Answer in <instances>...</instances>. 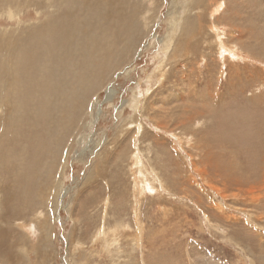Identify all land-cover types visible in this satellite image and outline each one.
<instances>
[{"label": "rangeland", "instance_id": "1", "mask_svg": "<svg viewBox=\"0 0 264 264\" xmlns=\"http://www.w3.org/2000/svg\"><path fill=\"white\" fill-rule=\"evenodd\" d=\"M0 264H264V0H0Z\"/></svg>", "mask_w": 264, "mask_h": 264}, {"label": "bare ground", "instance_id": "2", "mask_svg": "<svg viewBox=\"0 0 264 264\" xmlns=\"http://www.w3.org/2000/svg\"><path fill=\"white\" fill-rule=\"evenodd\" d=\"M198 4V3H197ZM215 6H216V3H215ZM218 6H220L221 7V5L219 4ZM217 6V7H218ZM214 7V6H213ZM219 8V7H218ZM119 10H117V12H118ZM116 12V11H115ZM110 13V12H109ZM118 13H120V12H118ZM109 15V14H108ZM114 15V14H113ZM123 14H121V16H122ZM125 15V14H124ZM115 16V15H114ZM119 16V15H118ZM125 16H127V14L125 15ZM113 17V16H112ZM124 17V16H123ZM120 18V17H119ZM126 18V17H125ZM124 21H126V19L124 20ZM179 24V23H178ZM172 27V26H171ZM114 30V29H113ZM118 30V29H117ZM116 30V31H117ZM112 34V33H111ZM112 36V35H111ZM110 37V36H109ZM109 39V38H108ZM104 44V43H103ZM102 45V44H101ZM100 45V46H101ZM103 46V45H102ZM109 47V46H108ZM97 53H99V52H97ZM99 56V55H98ZM158 57V56H157ZM158 64V63H157ZM263 65V64H262ZM150 80V79H149ZM113 97V92H112V90H108V92H107V94H106V97H105V99H107V100H105V101H109V100H112L111 98ZM138 100V99H137ZM134 102H136V101H134ZM138 104V103H137ZM136 105V104H135ZM100 114V112H99V110H98V112H96V116H98ZM208 139V138H207ZM219 139V138H218Z\"/></svg>", "mask_w": 264, "mask_h": 264}]
</instances>
